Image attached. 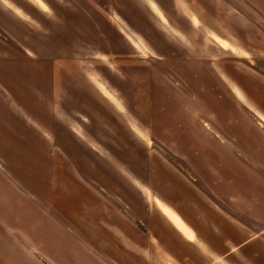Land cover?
I'll list each match as a JSON object with an SVG mask.
<instances>
[{
  "label": "rangeland",
  "instance_id": "1",
  "mask_svg": "<svg viewBox=\"0 0 264 264\" xmlns=\"http://www.w3.org/2000/svg\"><path fill=\"white\" fill-rule=\"evenodd\" d=\"M31 1L45 9L43 0ZM52 1L61 4L55 6L61 18L67 9V29L61 34L67 48H60L59 30L46 32L48 20L61 24L54 13L35 17L31 58L0 32V45L9 52L0 59V219L5 222L15 212L12 227L24 228L21 232L34 245L37 260L108 264L110 249L105 241L109 235L100 219L106 218L104 207L127 212L117 192L130 190L141 212L154 206L180 236L196 246V252L189 251L182 263L203 264L205 259L198 253L205 251L202 241L193 230L192 236L185 235L155 201L203 224L208 213L220 217L226 213L228 220L238 217L234 207L241 199L231 196L264 192V58L251 51L241 54L210 34L214 43L229 52L220 50L202 23L192 28L181 14L180 25L189 36L180 37L152 1ZM91 3L98 5L105 28L108 21L127 35L128 41L117 36L115 46L126 48L129 56L108 55L113 47L101 39V27L98 51L91 49ZM189 20L197 26L195 17ZM74 24L80 26L82 36ZM23 42L28 47L26 38ZM46 46H52L51 54L45 52ZM125 81L129 87L123 90ZM70 91L79 92L98 109L92 114L85 107L74 110L70 104L59 103ZM123 96L129 99L122 100ZM92 117L104 118L100 129L105 134L100 138L91 139L88 133ZM5 177L19 190L14 192L20 198L27 192L26 183L19 180L30 183L27 190L33 193L34 213L27 225L17 223L22 210ZM86 193L97 197L96 208L82 202ZM260 198L253 206L264 211ZM208 225L213 227L212 240L206 241L225 251L224 230L216 223ZM258 226L263 228L264 222ZM140 230L145 232L141 226ZM247 238V232L232 231L230 241L239 244ZM240 246L244 247L218 263L263 260L255 240ZM30 250L19 246L20 253L30 254ZM146 259L158 264L156 244L146 251ZM169 263L175 264L171 258Z\"/></svg>",
  "mask_w": 264,
  "mask_h": 264
},
{
  "label": "crops",
  "instance_id": "2",
  "mask_svg": "<svg viewBox=\"0 0 264 264\" xmlns=\"http://www.w3.org/2000/svg\"><path fill=\"white\" fill-rule=\"evenodd\" d=\"M151 1L155 4L157 10L160 11L166 23L169 21L171 28L178 32L180 37L189 36V33L183 28L184 26L180 25L181 20L178 16L181 14V16L185 17L188 25L192 28H196L200 23H202L203 28L207 31L206 35L210 40L211 38L209 35L213 34L230 44L241 54H248L251 51L255 52L259 57L264 58V0H170V2L168 0ZM42 2L45 6L44 10L38 7L31 0H8V3H4L3 0H0V32L13 40L18 45V48L23 52L24 55H27L28 58H31V55L35 52V50L31 47L34 44L33 38L34 23L36 20L35 17L41 15L43 16V13H48V15L45 14V18L49 17L52 13L56 14L62 25L60 24L56 26L51 24L49 20H46V32L50 33L51 29L59 30V40L61 45L60 48L66 47L63 46L62 43V40H65L66 38H64V36L61 34L67 29V9L62 11L63 18H61L59 10H55V6L61 7V4H56L52 0H43ZM9 4L11 7H9ZM65 4L66 2H64L62 6L64 7ZM97 6L98 5L91 3L92 9L90 18L88 19L90 21L89 39L91 40V49L95 48L96 51H98L99 28L101 27L102 31L104 32V35L101 36V39H104L107 44H112L111 46L113 47V51L107 52L108 55L111 54L113 57L117 58H120L121 55H130V52H125L126 48L115 46V40L117 36L124 40L126 39L127 35H125L119 29L116 30L114 26L112 27L108 21H105L107 25L105 28V25L100 23L97 14ZM176 9L178 12H180L178 13L175 11ZM186 12L188 15L185 14ZM154 16L158 20V17L156 15ZM190 16L195 17L197 20V26H193L191 24L189 20ZM80 26H82V23H80ZM80 26L75 25L76 31L78 30L82 36V32L79 30ZM85 28L87 29V27ZM129 28L130 27H128V29ZM23 38H26L28 47L23 45ZM48 43L50 44L51 42L48 41ZM212 43L214 42L212 41ZM29 44H31V46H29ZM129 44L133 49H137V47L132 46L130 41ZM214 44L220 50L227 51L220 48L216 43ZM51 47L52 46H48L45 48V52L47 51L51 54ZM106 47L107 50H110L108 46ZM115 49H118V51L116 50L117 52H115ZM59 51L62 52L61 50ZM107 53H101V55ZM8 54V50L0 45V59H4L6 56H8ZM248 62L251 63L249 60ZM122 67H124L123 70L127 69L124 65ZM144 81L145 80H140L138 82L145 83ZM94 86L97 93L101 95V97H103L109 104H111L109 100L98 91L97 86ZM121 86L123 87V90H126L129 87L126 81L122 83ZM71 92L72 91H70V93ZM111 95L113 96V94ZM83 98L84 97L80 96L79 92L75 91V93L72 92L71 94L64 96L63 100L60 99L59 103L70 104L73 106L72 108L74 110H81L85 107L84 109L89 110V112L93 114L96 109H98V107L95 105H88L86 100H84L85 98ZM122 98V100H125L124 96ZM111 106L113 105L111 104ZM103 120L104 118L102 117H92L91 126L88 127V133L91 135V139L94 138L93 136L100 138L105 134V131L100 129L104 123ZM6 180L7 181H5V183L7 184V189L12 193V197H16L17 206L22 210L20 211L21 223L19 220H17V223L24 225L25 222V225H27L30 219V214L34 213L33 193L31 195L27 190L29 188L28 184L30 183L28 180L23 181L18 179L21 183H26V188L24 185L23 188H25L27 192V195L25 196L24 194H21L22 197L20 198L19 195L14 192V190H17L19 193V190L7 178ZM117 193L119 194V198L123 201V204L128 206V211L126 212L122 208L120 210H115L113 207L110 209L108 207L107 210L104 207L103 210L106 211L105 213H102V215H104L106 218L100 219V222L103 225L102 227L108 232L109 235L106 237L105 241V245L110 249L108 250L110 255L106 259L108 264H149L146 259V251H148L149 248H152L154 244H156V247H158V264H170V258L173 259L175 264H183L182 258H184L185 255L189 257V251L193 253L196 252V246H191L189 244L190 242L186 241L182 236H180V234L165 221V219L154 206H151L149 209L146 208L144 214L141 212L139 205H137V198H135L130 190H126L125 192L118 191ZM78 195L80 194H77V197ZM93 197V195L86 193V197L81 199L83 200L82 202L86 203L88 207L96 208V200L98 199L96 196L94 199ZM231 197L236 200L241 199V201L237 203L241 204L242 206H237L239 205L237 204L236 207H234L236 213L238 212V217L235 216L228 220L226 213H224V216L221 217L216 216L213 213H208V217L206 218V221L204 220L203 224L195 222L191 217H186L175 207L174 208L187 223L171 207L169 208L173 212V216H169L168 213L160 207L166 217H168L169 220L185 235L192 236L194 231L195 236L202 241L205 251L202 252L198 250V253H200L199 255L205 259L203 264H217L219 261H225L228 256L234 253L235 250L238 251L244 247L240 246L242 243L250 239L257 242L260 252L264 254V227H257L259 223L264 222V211H261L257 209V207L255 208L253 206L254 200L259 199V197L264 200V192H261L260 194L257 192L255 194L254 192H251L249 196L240 194V196L233 195ZM92 202L93 205L90 204ZM10 213L11 216L15 217V212ZM11 216H7V219L5 220L6 223L0 219V248L2 249L0 251V264H36V261L38 264H55L44 256V258H40L38 260L35 258V254L33 253L34 245L29 242V238L26 233L21 232V230H24V228L19 229L12 227L13 220ZM108 216H111V218ZM216 217H220V219L217 221ZM17 219H19V217ZM247 222L251 224V228L247 227ZM213 223L218 224L219 228L225 232L224 236L226 237V241L223 243L225 251H220L219 247H216V249L213 248L210 245L211 243L206 241L207 239L212 240L210 229H213V227H210L211 225L208 224ZM140 226L143 227L145 232L140 230ZM199 231L203 232L198 233ZM232 231H240L242 233L247 232L248 238L239 244H232L230 241ZM20 245L23 248L27 247L28 249H31L30 254L20 253ZM2 251H4L5 254H3ZM258 262V264H264V257L263 260ZM153 264L157 263L154 262Z\"/></svg>",
  "mask_w": 264,
  "mask_h": 264
},
{
  "label": "bare ground",
  "instance_id": "3",
  "mask_svg": "<svg viewBox=\"0 0 264 264\" xmlns=\"http://www.w3.org/2000/svg\"><path fill=\"white\" fill-rule=\"evenodd\" d=\"M148 194H149V193H148ZM148 197H149V196H148ZM155 202H156V204H157L158 206H160L163 210H165V211L168 213L169 216H173V212L171 211V209H170L168 206L163 205L162 202H161L160 200H156Z\"/></svg>",
  "mask_w": 264,
  "mask_h": 264
},
{
  "label": "snow or ice",
  "instance_id": "4",
  "mask_svg": "<svg viewBox=\"0 0 264 264\" xmlns=\"http://www.w3.org/2000/svg\"><path fill=\"white\" fill-rule=\"evenodd\" d=\"M4 3H8V0H3ZM37 3L41 2V0H36ZM149 3H151V0H148ZM9 7H11V5L9 4Z\"/></svg>",
  "mask_w": 264,
  "mask_h": 264
}]
</instances>
